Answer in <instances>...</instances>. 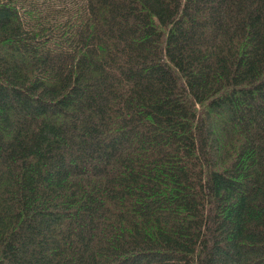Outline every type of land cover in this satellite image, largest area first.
<instances>
[{"label": "trees", "instance_id": "1", "mask_svg": "<svg viewBox=\"0 0 264 264\" xmlns=\"http://www.w3.org/2000/svg\"><path fill=\"white\" fill-rule=\"evenodd\" d=\"M0 264H264V0H0Z\"/></svg>", "mask_w": 264, "mask_h": 264}]
</instances>
